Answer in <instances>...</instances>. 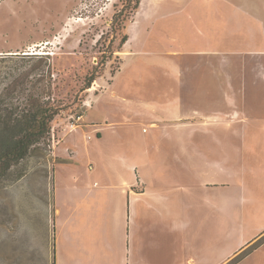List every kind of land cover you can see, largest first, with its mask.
<instances>
[{
    "label": "rangeland",
    "instance_id": "obj_1",
    "mask_svg": "<svg viewBox=\"0 0 264 264\" xmlns=\"http://www.w3.org/2000/svg\"><path fill=\"white\" fill-rule=\"evenodd\" d=\"M185 1L141 0L138 9L136 0L2 1L0 92L7 101H22L42 79L38 86L47 88V96L51 88L52 97L65 110L52 122L51 146L23 162L26 174L21 179L0 187V264H57L56 241L64 244V237H59L61 224L63 234L66 217L88 204L74 201L72 191L99 181L93 186L92 202L94 212H101L100 184L113 155L140 168L152 167L156 174L167 168L176 172L177 128L157 125L156 120L177 116L182 100L188 107L186 115L193 116L195 105L209 108L224 94L215 87L232 81L244 88L249 96L246 107L256 112L264 93V0H226V16L236 20L241 14L251 38L246 44L221 47L211 41L217 49L209 54L178 53L176 44L194 47L187 38L193 37L194 29L203 28L219 4ZM237 31L235 27L230 34ZM125 33L129 40L119 48ZM32 45L45 46L49 52L36 71L31 70L40 55L23 57L35 54L26 53ZM102 58L107 61L92 89L81 91L86 75ZM202 69L206 70L193 72ZM182 72L187 75L179 76ZM15 83L18 89L12 92ZM192 86L207 91L195 94ZM198 96L207 102L195 99ZM231 97V116H248L242 94ZM241 123L234 121V133H257L255 123ZM209 125L200 123L201 130ZM203 132L194 136L203 141L201 149L221 147L212 140L214 132ZM249 264H264V254Z\"/></svg>",
    "mask_w": 264,
    "mask_h": 264
},
{
    "label": "crops",
    "instance_id": "obj_2",
    "mask_svg": "<svg viewBox=\"0 0 264 264\" xmlns=\"http://www.w3.org/2000/svg\"><path fill=\"white\" fill-rule=\"evenodd\" d=\"M212 2L219 4L213 16L187 38L195 46L176 44L178 53H212L217 47H211V41L220 47L249 42V27L242 25L241 14L237 21L231 20L226 16V0ZM235 27L240 31L230 34ZM221 87L215 88L225 95L216 97L213 106L195 105L189 116L182 100L177 116L156 120L157 125L177 128L176 172L167 168L156 174L152 167L140 168L113 155L100 184L101 212H94L92 202L93 186H99V181L72 191L74 201L88 204L66 217L63 234L60 223L64 244L56 241L57 264H228L264 237V93L256 112L251 113L244 88L232 81ZM190 89L195 94L207 91L201 86ZM233 93L242 94V108L248 116H231ZM195 99L207 102L200 96ZM234 121L255 123L257 133H234ZM206 122L209 127L201 130L200 123ZM204 129L208 134L214 132L212 140L220 143L219 149H201L203 141L194 136ZM261 254L264 242L234 264H249Z\"/></svg>",
    "mask_w": 264,
    "mask_h": 264
},
{
    "label": "trees",
    "instance_id": "obj_3",
    "mask_svg": "<svg viewBox=\"0 0 264 264\" xmlns=\"http://www.w3.org/2000/svg\"><path fill=\"white\" fill-rule=\"evenodd\" d=\"M140 4L141 0H136L134 8L138 9ZM128 40L129 35L125 33L120 40L119 48ZM110 51L112 55V48H110ZM35 55H40V60H37L39 63L31 71L40 69L43 55L49 54H24L23 57L34 59L37 57ZM106 61L105 58H102L93 66L92 71L85 77L81 91L92 88ZM29 74L30 72H26L24 76L28 77ZM41 80L38 79L34 91L32 90L22 101H7L3 97L4 92H0V187L21 179L26 174L23 162L36 151L51 146L52 122L56 116L65 110V105L52 97L51 88L48 89L50 93L47 96L45 94L47 88L38 86ZM22 84L24 85V82ZM17 89V83L12 84L10 87L12 92L17 91ZM20 89L22 90H18V92L23 91L25 88ZM263 242L264 237L228 264H234L235 261L241 259Z\"/></svg>",
    "mask_w": 264,
    "mask_h": 264
},
{
    "label": "built area",
    "instance_id": "obj_4",
    "mask_svg": "<svg viewBox=\"0 0 264 264\" xmlns=\"http://www.w3.org/2000/svg\"><path fill=\"white\" fill-rule=\"evenodd\" d=\"M3 0H0V4L2 3ZM38 47L39 50L37 49ZM45 46H36V45H32L28 47V52L26 53H35V54H48L49 52L45 51L43 48Z\"/></svg>",
    "mask_w": 264,
    "mask_h": 264
}]
</instances>
